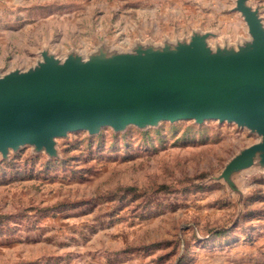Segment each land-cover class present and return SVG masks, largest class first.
Returning <instances> with one entry per match:
<instances>
[{
    "label": "rangeland",
    "instance_id": "374dc122",
    "mask_svg": "<svg viewBox=\"0 0 264 264\" xmlns=\"http://www.w3.org/2000/svg\"><path fill=\"white\" fill-rule=\"evenodd\" d=\"M238 0H0V76L252 41ZM264 25V0H247ZM263 138L207 120L69 133L0 153V264H264Z\"/></svg>",
    "mask_w": 264,
    "mask_h": 264
},
{
    "label": "water",
    "instance_id": "95a60500",
    "mask_svg": "<svg viewBox=\"0 0 264 264\" xmlns=\"http://www.w3.org/2000/svg\"><path fill=\"white\" fill-rule=\"evenodd\" d=\"M236 10L252 37L239 51L213 52L201 35L177 50L112 61L61 63L44 54L37 68L0 76V153L32 145L53 156L55 140L72 132L179 121L236 123L264 140V25L247 0ZM259 153L264 141L242 152L229 172L251 166Z\"/></svg>",
    "mask_w": 264,
    "mask_h": 264
}]
</instances>
